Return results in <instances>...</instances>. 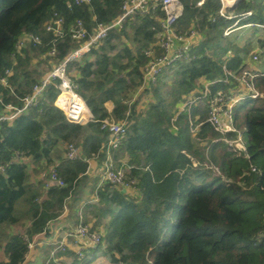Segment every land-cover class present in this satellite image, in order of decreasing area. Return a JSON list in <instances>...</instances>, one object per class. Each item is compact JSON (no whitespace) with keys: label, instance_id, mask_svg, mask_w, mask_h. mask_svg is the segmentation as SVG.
Masks as SVG:
<instances>
[{"label":"trees","instance_id":"trees-1","mask_svg":"<svg viewBox=\"0 0 264 264\" xmlns=\"http://www.w3.org/2000/svg\"><path fill=\"white\" fill-rule=\"evenodd\" d=\"M123 1L91 0L90 5L76 6L67 0H0V77L8 69L13 71L9 78L13 94L4 91V102L20 106L19 99L29 95L45 74L41 56L52 48L53 37L44 27L55 13L63 17L67 31L56 46V61L60 62L77 47L68 35L71 25L81 20L93 32L97 24L119 17ZM181 2L183 15L175 24L176 33L185 35L195 29L204 39L187 58L164 71L148 90L153 101L144 110L138 111L137 103L131 105L130 101L143 84L148 62L145 52L157 41L164 18L160 8L145 17L128 19L81 61L69 66L79 72L74 83L93 115L91 122H68L55 105L59 89L53 84L36 106L13 123L2 125L0 165L8 166L0 173V228L17 225L22 216L31 225L24 233L28 240L20 234L4 237L0 233L8 257L7 263L0 264H22L30 238L45 231L68 200L71 212L80 206L88 180L86 160L107 145L109 134L101 130V121L109 117L127 125L126 139L113 154L115 162L128 158L125 173L137 182L139 196L133 198L110 183L97 191L98 202L89 203L86 209L95 219L92 229H104L103 243L82 258L75 257L72 264H92L100 256L111 264H264L262 99L247 98L234 110L248 158L231 152L210 123H204L193 136L190 120L200 114L196 124L203 123L206 110L195 105L181 113L178 109L201 79L212 82V92L227 90L229 85L223 82L227 73L239 74L245 69L260 32L247 26L264 25V0H242L226 11L229 18L220 16V0H204L202 5L201 0ZM248 12L252 16L242 19ZM227 29L232 30L229 35H225ZM25 33L40 35L42 45L13 59L16 44ZM260 42L264 47V40ZM254 84L264 93V75L258 74ZM108 102L114 103L111 113ZM2 110L0 104V114ZM61 143L80 146L82 159H63L57 171L65 187L53 186L48 200L39 205L38 195L30 191L26 165L12 160L18 153L36 164H51ZM104 149L106 146L102 157L107 155ZM188 156L198 162L197 167ZM21 204L26 212L20 210Z\"/></svg>","mask_w":264,"mask_h":264},{"label":"built area","instance_id":"built-area-1","mask_svg":"<svg viewBox=\"0 0 264 264\" xmlns=\"http://www.w3.org/2000/svg\"><path fill=\"white\" fill-rule=\"evenodd\" d=\"M69 4L76 6L90 5L91 0H67ZM222 7L219 11L220 16L229 18L227 10L233 5L230 0H220ZM201 1L199 5H202ZM158 8L164 12V18L160 20V31L157 33V47H150L145 56L148 59L143 69L142 79L143 87L154 86L159 77L168 68L173 66L177 61L187 58L193 48V38L196 32L192 31L190 35H180L175 31V24L183 15V5L181 0H124L121 6V14L114 21L108 24H97L93 32H89L83 21L78 20L68 28V35L77 43V47L73 49L64 60L57 62L58 56L57 43L67 35L65 30V22L61 15L55 13L53 17L45 24L46 34L53 37L52 48L41 56V60L48 68L43 77L36 83L29 95L19 99L21 105L4 102V91H10L13 94L9 78L13 75L11 69L6 70L5 75L0 77V104L3 105L0 114V128L5 123H13L19 116L26 113L29 109L36 106L40 99L44 96L49 86L55 84L59 89V94L55 100V105L64 113L68 122L79 125H86L92 121L89 116L83 98L78 93V86L73 82L69 66L75 62H79L87 56L93 48H97L114 29H121L124 23L135 16L145 17L155 12ZM252 12L242 15L243 18L251 17ZM247 27L262 30L263 24H250ZM232 30L227 29L225 35H229ZM42 37L33 33H25L16 44L13 59L19 56L24 57V51L31 47L36 48L42 45ZM159 50V51H158ZM251 62L264 65V49L256 50L251 56ZM258 74L264 75L262 72H253L243 69L239 74L232 72L227 73L226 80L233 79L237 82V87L233 91H216L212 92L209 87L205 88L203 97L206 99L208 107L207 122L211 124L213 129L223 136L222 140L227 143L229 150L237 156L246 154V144L243 133L240 131L235 122L234 110L239 102L251 98L254 100L264 99V93L259 91L254 84V79ZM241 87V88H240ZM101 130L108 133L110 140L106 145V150L111 152L118 149L127 136V125L125 122L117 121L112 117L101 121ZM228 134H235L234 139H228ZM65 159L76 161L82 159V148L74 143L66 144ZM191 158L190 156H188ZM22 157L17 153L12 160L19 162ZM193 167L198 166V162L193 158ZM8 164L0 165V173L5 172ZM209 167L208 165H206ZM58 166H54L51 171V182L59 187H65V182L59 177ZM215 173L220 174L219 169L211 167ZM103 180L122 190L137 191V182L127 178L126 173L122 169H117L111 158L107 157L103 167ZM69 237L78 239L80 248L76 252L79 258H82L86 251L97 249L103 243V234L94 231L88 225L80 224L72 233H68Z\"/></svg>","mask_w":264,"mask_h":264},{"label":"crops","instance_id":"crops-1","mask_svg":"<svg viewBox=\"0 0 264 264\" xmlns=\"http://www.w3.org/2000/svg\"><path fill=\"white\" fill-rule=\"evenodd\" d=\"M192 31H195V29H191L190 33L185 35H190ZM195 32H196V36L193 38V48L199 45L204 39L201 34H199L197 31ZM262 40H264V32L260 30V32H258L255 37L254 50L246 58L245 69L251 70L253 72H261V70H263L264 65L255 64L251 62L252 54L256 50L264 49V47H262V44L260 42ZM157 43L158 40L152 45V47L158 48ZM69 73L73 82L74 80L78 79L79 72L77 70H69ZM223 82L224 84H228L229 86L227 90L220 89L222 91H233L238 86L235 80L232 81L230 79L229 81L226 80L225 78ZM211 85L212 82L207 81L206 79H201L199 81L197 89L194 90L190 94V96L187 97L184 103H181V105H179L178 107L179 113L183 112L186 108L191 107L193 105L198 106L199 108H201V110L204 111L206 110L207 116L205 121H203V123L196 124L201 119L200 114L197 115L194 120H190L193 136H196L199 133L201 126L207 122L209 112H208L206 99L203 97V92L205 91L206 87H209L211 89ZM150 88L151 87H143L142 84V86L139 87V89H137L135 92L132 93L130 103L132 105L133 103L136 102L138 111L144 110L148 106V104L153 101L151 95L147 93L149 92L148 90ZM106 108L108 109L109 113H111L114 109V103L108 102L106 104ZM89 116H91V118L93 119V115L91 112L89 113ZM193 124L196 125L193 126ZM239 130L242 131L241 129ZM235 137L236 135L234 134V137L232 138L227 137V138L232 140ZM109 140H110V136H109ZM58 148H59V153L57 157H53V163L51 164H43V163L36 164L30 157H22V159L19 162H16L26 165L27 172L29 175V184L31 186L30 191L38 195L37 203L39 205L44 204L48 200L49 190L53 186H57L56 184H52L51 182V177H50L51 171L54 166L57 165L59 167L63 159L65 158L66 143H61L58 146ZM103 148L98 153L94 154L93 157L86 160L88 163V169L86 172V177L88 180L86 181L85 184L86 189L83 193L84 198L80 206L77 207L75 209V212L73 213L71 212L69 206H67V203L70 201L68 200L67 203H65L64 210L56 219H53L48 223L45 231L30 238L28 254L25 258V261L22 264H72L73 260H75V257H78L76 255V252L80 248V243L78 239L74 237H69L68 233H72L76 229V227L80 224L89 225L91 226V228L94 227L95 219H93L89 224L84 223L86 220H88V211L86 209V205H88L89 203L95 204L98 202L97 191L103 188L107 183L106 181L103 180V167L105 165L107 157L111 158L114 166L117 169H122L124 172H125V167L127 166L128 163V158L126 157H123L120 160H118V162H115L114 154H113L114 153L113 151L115 150H112L111 152L108 153V151L104 149L106 150L107 155L106 157H102V154L104 153L102 152ZM125 193L133 198L139 196L138 191H134V190H125ZM19 208L24 212L27 211V207L23 204L19 205ZM30 225H31V220H29L27 217L22 216L20 223H18L17 225H10V226L6 225L3 228H0V233H2L4 237L5 236L8 237L14 233L20 234L24 237V239L28 240L27 236H25L24 233ZM96 231L103 234L104 229L102 227H99ZM4 237L2 236L0 237V263L8 262V257L5 254V240L3 239Z\"/></svg>","mask_w":264,"mask_h":264},{"label":"rangeland","instance_id":"rangeland-1","mask_svg":"<svg viewBox=\"0 0 264 264\" xmlns=\"http://www.w3.org/2000/svg\"><path fill=\"white\" fill-rule=\"evenodd\" d=\"M251 29H253L252 27H250ZM45 67V66H44ZM46 68V71H47V67H45ZM131 97H132V95H131ZM261 100V99H260ZM261 102L262 103H264V99H262L261 100ZM216 175H219L218 173H215ZM90 216H88V224L93 220V218H91ZM89 226V225H88ZM89 227H91V226H89ZM92 229V228H91ZM93 264H111L110 263V261H109V259L107 258V257H104V256H100L99 258H98V260H96Z\"/></svg>","mask_w":264,"mask_h":264},{"label":"water","instance_id":"water-1","mask_svg":"<svg viewBox=\"0 0 264 264\" xmlns=\"http://www.w3.org/2000/svg\"><path fill=\"white\" fill-rule=\"evenodd\" d=\"M242 0H236L234 1L233 5L231 7H229L228 9H234ZM123 192L125 193V190H123Z\"/></svg>","mask_w":264,"mask_h":264},{"label":"bare ground","instance_id":"bare-ground-1","mask_svg":"<svg viewBox=\"0 0 264 264\" xmlns=\"http://www.w3.org/2000/svg\"><path fill=\"white\" fill-rule=\"evenodd\" d=\"M235 0H230L231 3H233Z\"/></svg>","mask_w":264,"mask_h":264}]
</instances>
